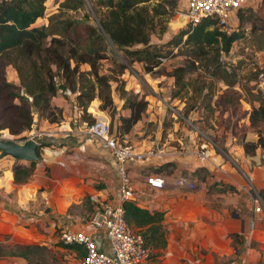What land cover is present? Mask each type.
Returning a JSON list of instances; mask_svg holds the SVG:
<instances>
[{"label":"crops","instance_id":"0c3cea01","mask_svg":"<svg viewBox=\"0 0 264 264\" xmlns=\"http://www.w3.org/2000/svg\"><path fill=\"white\" fill-rule=\"evenodd\" d=\"M245 5L253 7L251 0H246ZM237 23L234 12L228 30L236 28ZM227 89L230 88L226 86L220 96L226 103ZM93 111L97 113L96 119L109 118L98 114L97 105ZM130 113L131 109H126L122 115ZM135 122L133 130L126 134L127 139L140 149L158 145L167 150L158 157L129 161L135 188L133 200L151 211L163 212L160 229L165 244L148 245L151 256L146 261L156 264L264 261V213L253 212L246 177L250 176L264 202V163L258 161L263 148L258 145L252 155L243 148L246 139L256 138L255 130L264 126V121L238 120L236 131L230 128L225 133L226 150L208 136L206 141L199 142L195 132L188 141L178 139L179 149L155 139L133 140L138 137ZM25 132L27 138L32 136L46 144L40 148L41 156L33 169L20 180L14 178V170L29 166L30 162L11 155L0 157V242L45 245L51 253L46 264H81L83 246L65 244L60 233L64 229L83 230L92 235L100 250L112 254L105 231L91 224L92 215L104 203L117 202V162L111 151L87 131L84 121L81 125L75 120L73 123L62 120L60 124L35 120L30 132ZM181 173L194 180L193 188L175 184L174 177ZM152 174L162 175L164 184L160 187L148 184L145 176ZM251 221L253 228L248 238L242 231L249 228ZM12 258L11 264L27 263L23 256Z\"/></svg>","mask_w":264,"mask_h":264},{"label":"trees","instance_id":"16d2710c","mask_svg":"<svg viewBox=\"0 0 264 264\" xmlns=\"http://www.w3.org/2000/svg\"><path fill=\"white\" fill-rule=\"evenodd\" d=\"M45 2L46 0H0V58L9 49L18 48L30 59H36H32L34 69L31 75L23 78L21 82L24 92L31 96V100L10 90L6 81L0 84V97L3 98V100L0 98L3 103L0 106V117L4 118L0 120V129L8 128L14 135L32 128L33 108L40 109L41 106L49 103L50 94L71 88L67 83L69 78L74 85L81 82L78 81L82 80L79 63L83 61H90L96 79L100 83L98 96L102 100V107L114 106L109 79L105 74L99 73L97 65L100 54L98 47L101 42L112 45L113 53H116V49L122 51L125 62L121 64V70L131 66L133 61H140L146 72L155 70L157 73L159 52L151 43L150 35L157 25L161 26L162 32L166 30L168 18L176 11L179 0H61L59 10L49 15L45 24L34 25L35 20L44 14ZM81 8H85V11L80 18L64 16V13H61L64 10L76 11ZM247 12L253 13L252 8L245 4L237 9L238 23L245 19ZM82 23L85 25L86 41L84 49L78 55L77 47L63 43L54 33L55 29L59 28L64 36L73 34L76 38L80 37L77 26ZM242 35L243 30L240 28L228 30V27L221 26L214 17H204L194 25L189 23L181 28L168 41L173 46H178L180 53L188 55V58L175 65L171 71L176 88L172 91V95L181 98L183 89L189 84L186 75L199 68L201 61L207 69L212 66V69L207 70L210 77L222 80L227 87L233 86L235 78L232 73L227 72L229 67L224 64L222 56L229 52L233 41ZM47 36H51L50 42L40 46V42ZM181 47H183L182 51ZM40 50H43V55H40ZM211 51L212 55L209 54ZM50 63H53L55 68H52ZM83 86L84 83L80 86V90L71 88L77 98L76 106L78 105L80 115L84 113L89 100L93 97L91 91L85 99L82 98L83 94H86ZM208 93L213 91L210 89ZM17 96L20 97V101L14 102L13 99ZM224 97L230 98L232 104L236 101V96L228 89ZM133 101H135L134 106L129 104L130 115H120L118 118L120 124L115 130L110 121L111 129L115 133L127 134L133 123L140 118L144 106L136 107V100ZM250 120L264 121V101L252 107ZM82 121L89 125L94 123L96 118L90 115L87 120ZM255 132L256 138L246 139L243 142L244 151L248 155L254 154L258 145L264 148V130L256 129ZM21 137L25 138V136ZM40 142V148L46 144L44 140ZM40 148L39 156H41ZM34 164L35 161H31L29 166L16 168L14 178L16 180L25 178ZM122 205L128 224L134 229L137 227L140 229L147 247L165 244V237L160 229L162 211H151L137 205L134 200H125ZM41 247L43 246L39 244H19L17 250L11 254L23 256L27 260L26 264H30L31 249ZM150 256L149 252L148 257ZM140 264L156 263L145 260Z\"/></svg>","mask_w":264,"mask_h":264},{"label":"rangeland","instance_id":"374dc122","mask_svg":"<svg viewBox=\"0 0 264 264\" xmlns=\"http://www.w3.org/2000/svg\"><path fill=\"white\" fill-rule=\"evenodd\" d=\"M60 1L46 0L44 14L35 20L34 25L45 24L48 16L59 10ZM186 2L187 0H179L176 11L168 18L164 32L161 31V26L157 25L150 35L151 43L159 52L158 56L164 57L163 61L157 63V73L155 70L146 72L143 63L140 61H133L131 66L121 70V64L125 62L122 51L116 49V53H113L112 45H106L105 42L100 43L97 65L99 73L105 74L109 79L113 107H102V100L98 96L100 83L96 79L90 61H83L79 63L82 80L78 81L81 82L74 85L69 78L67 83L75 90H80V86L84 83L83 88H85L86 94H83V99L91 91L93 92V97L89 100L84 113L79 114L78 105L76 106L77 98L70 88L50 94L49 103L43 105L44 107L33 108V120H53L50 123L58 124L62 120H69L72 123L75 120L82 125V120H87L90 115H97L93 111L97 105L100 111L98 114L108 115L112 128L115 130L120 124L118 118L122 115L123 110H130L129 104L134 106L135 101L133 100H136V107H144L140 118L135 122L136 136L138 137H133V140L155 139L160 140L161 143L165 142L167 146L174 149H179L181 143L178 139L182 138V141H188L191 134L195 132L198 134L199 142L206 141V136H208L219 147L226 150V140H224L226 131L230 128L236 131L235 126L238 125V120H250L252 105L257 106L260 101H264V0H251L253 13L247 12L245 19L239 21L236 26V29L243 30V35L233 41L229 52L222 56L224 64L229 67L227 72L232 73L235 78V84L229 86L230 89H228L236 96L234 104L231 103L230 98H226L228 102L226 103L224 98L220 97L226 85L222 80L210 77L207 70L212 69V66L207 69L202 61L199 68L186 75L189 84L183 89L181 98L172 95V91L176 88L171 71L175 65L188 58V55L187 53H180L178 46H173L168 41L181 28L186 27L183 24L173 27L171 25L172 22H176L179 14L185 12ZM84 11L85 8H81L76 11L64 10L61 13H64V16L80 18ZM89 21L91 22V19ZM84 27L83 23L78 24L77 28L81 36L77 38L73 34L72 36H64L59 28L55 29L54 35L63 43L77 47L79 55L84 49V42L86 41ZM50 37L47 36L44 41H41L40 46L48 44ZM43 54V50H40V55ZM209 54L212 55L213 52L211 51ZM32 59L36 60L35 58ZM32 59L26 53L22 54L18 48L9 49L0 58V84L2 81H6L10 90L27 96L29 100H31V96L24 92L21 82L23 78L30 76L34 69ZM50 66L55 68L53 63H50ZM210 89L213 93H208ZM125 98L128 99L125 100ZM1 99L3 100V98ZM2 100H0V106L3 104L1 103ZM13 101L19 102L20 97H15ZM3 119L0 117V120ZM133 128L132 126L130 130ZM259 129L264 130V126L259 127ZM30 130L31 128L29 132ZM26 134L23 131L14 135L8 128L0 129L1 138H23L21 136L27 138ZM258 161L264 163V148ZM42 246L31 249L30 264H46L48 262L51 253L45 245ZM16 250L17 244L0 242V264H11L12 256H14L11 252ZM257 264H264V261L260 260Z\"/></svg>","mask_w":264,"mask_h":264},{"label":"built area","instance_id":"2783aa9c","mask_svg":"<svg viewBox=\"0 0 264 264\" xmlns=\"http://www.w3.org/2000/svg\"><path fill=\"white\" fill-rule=\"evenodd\" d=\"M245 3L246 0H187L184 14L187 16V24L194 25L204 17H214L221 26L228 27L231 15ZM158 59L163 61L164 57L159 56ZM87 131L96 136L111 151L117 162V202L104 203L91 217L92 226L105 231L112 254L100 250L92 235L83 230L64 229L60 233V239L68 245L83 246L85 254L81 264H140L148 257V247L143 235L128 224L122 205L123 201L135 198L129 161L164 155L167 151L166 147L156 145L145 149L138 148L134 142L127 139L126 134H118L111 129L110 119L107 116H99L94 123L87 124ZM30 137L33 138L32 136L28 138ZM25 139L27 138L17 140ZM36 140L39 144L41 143L38 138ZM246 177L252 210L256 213H264L263 198L250 176L246 175ZM145 179L153 187L164 184V177L160 174L147 175ZM173 180L175 184L187 188L195 186L194 180L187 174L181 173ZM252 228L253 221L250 222L248 229L242 231V234L249 238Z\"/></svg>","mask_w":264,"mask_h":264},{"label":"water","instance_id":"95a60500","mask_svg":"<svg viewBox=\"0 0 264 264\" xmlns=\"http://www.w3.org/2000/svg\"><path fill=\"white\" fill-rule=\"evenodd\" d=\"M187 25V16L182 13L176 18V22L171 25ZM40 144L34 138H27L25 140L8 139L0 137V157L4 155H11L17 160L37 161L40 159L38 149Z\"/></svg>","mask_w":264,"mask_h":264}]
</instances>
